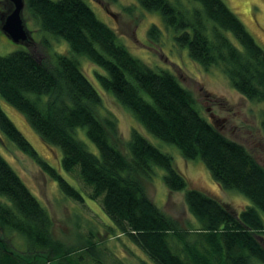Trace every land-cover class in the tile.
<instances>
[{
	"label": "trees",
	"instance_id": "16d2710c",
	"mask_svg": "<svg viewBox=\"0 0 264 264\" xmlns=\"http://www.w3.org/2000/svg\"><path fill=\"white\" fill-rule=\"evenodd\" d=\"M136 2L159 15L202 69H220L246 99L264 101V49L222 0ZM8 9V2L0 1V15ZM24 13L43 34L66 41L69 50L48 61L30 49L0 55V96L24 115L45 145L61 150V169L76 173L114 229L153 264H264V167L250 152L200 114L192 92L175 74L133 56L83 0H25ZM159 36L160 29L152 24L147 38ZM80 57L102 69L94 74L99 85L138 123L125 143L126 154L113 138L115 119L97 112L102 98L82 72ZM260 127L264 135V111ZM80 131L97 153L78 137ZM0 132L56 181L64 196L84 201L1 107ZM149 136L175 145L184 159L202 160L221 189L239 192L251 205L237 212L189 187L172 157ZM153 166L164 170L169 192L183 191L198 228L181 230L148 197L144 179L152 177ZM52 225L50 215L0 155V264H81L78 254H93L90 241L81 250L60 245L52 238ZM11 235L22 239L24 251L11 246Z\"/></svg>",
	"mask_w": 264,
	"mask_h": 264
},
{
	"label": "rangeland",
	"instance_id": "374dc122",
	"mask_svg": "<svg viewBox=\"0 0 264 264\" xmlns=\"http://www.w3.org/2000/svg\"><path fill=\"white\" fill-rule=\"evenodd\" d=\"M83 1L100 21L113 28L118 40L133 56L153 69H163L175 74L180 84L192 92L200 114L226 137L242 144L264 167V135L260 127L264 101L254 102L246 99L232 87L220 69H202L189 58L187 48L177 44L173 32L164 27L159 15L142 9L136 0ZM182 1L187 3V0ZM222 1L242 22L255 42L264 49V0ZM23 19L29 31V42L27 45L15 44L0 31V55L30 49L38 58L48 61L53 59L54 53L69 50L66 41L43 34L36 22L24 12ZM152 24L160 29V36L150 41L147 31ZM78 62L82 72L101 95L102 103L97 109L98 114L115 119L117 133L113 138L118 148L126 154L125 143L132 128L139 127L138 123L132 114L117 102L112 93L101 88L94 74L102 69L84 57H80ZM0 107L38 155L77 188L83 197L84 201L78 203L64 196L57 182L0 132V155L50 215L53 222L52 238L71 250H81L90 241L94 246L93 254H78L76 261L81 264H153L126 236L114 229L100 203L87 196L88 190L81 186L76 173L69 174L61 169V150L45 145L24 115L1 96ZM78 135L86 142L91 152L97 153L95 146L83 131ZM148 140L172 157L174 166L186 178L189 187L219 199L237 212L251 205L239 192L221 189L213 181L202 160L184 159L175 145L153 136H149ZM152 173V177L144 179V186L153 203L174 219L181 230L198 228L196 219L184 202L183 191H168L163 181L165 172L161 167L153 166ZM190 237L191 235L188 236ZM8 239L17 251L25 250L26 246L21 238L11 235Z\"/></svg>",
	"mask_w": 264,
	"mask_h": 264
},
{
	"label": "water",
	"instance_id": "95a60500",
	"mask_svg": "<svg viewBox=\"0 0 264 264\" xmlns=\"http://www.w3.org/2000/svg\"><path fill=\"white\" fill-rule=\"evenodd\" d=\"M5 1L9 9L0 15V31L13 43L27 45L30 35L23 19L25 0Z\"/></svg>",
	"mask_w": 264,
	"mask_h": 264
}]
</instances>
